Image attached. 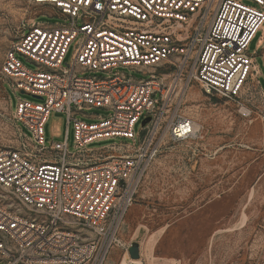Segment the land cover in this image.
Masks as SVG:
<instances>
[{
    "label": "built area",
    "instance_id": "1",
    "mask_svg": "<svg viewBox=\"0 0 264 264\" xmlns=\"http://www.w3.org/2000/svg\"><path fill=\"white\" fill-rule=\"evenodd\" d=\"M30 2L38 15L22 23L1 67L14 92L40 98L18 99L14 119L30 135L20 127L19 145L0 148V263L104 264L112 248L128 252L120 229L166 140L196 135L182 115L187 90L241 97L256 70L249 47L264 28V0ZM53 110L67 114L66 137L48 144ZM115 138L132 144L120 155L119 145L93 147Z\"/></svg>",
    "mask_w": 264,
    "mask_h": 264
},
{
    "label": "rangeland",
    "instance_id": "2",
    "mask_svg": "<svg viewBox=\"0 0 264 264\" xmlns=\"http://www.w3.org/2000/svg\"><path fill=\"white\" fill-rule=\"evenodd\" d=\"M30 0H0V148L21 141L13 109L18 99L1 72L5 54L24 21L38 15ZM40 22L62 25L64 19L40 15ZM77 43L66 57L72 61ZM256 55L255 72L239 99L209 95L196 83L186 92L182 115L195 123L196 135L183 142L166 140L145 174L135 202L128 209L120 238L125 246L141 247V264H264V28L249 47ZM24 64H36L20 57ZM135 77H144L134 73ZM89 114H106L92 109ZM88 122L91 120L83 118ZM142 123L136 126L140 132ZM67 114L53 110L46 125L47 142L66 137ZM73 146V128L68 134ZM132 144L107 139L93 147L119 145L112 155ZM128 255V259L125 258ZM130 263L129 252L114 247L104 264ZM2 264V263H0Z\"/></svg>",
    "mask_w": 264,
    "mask_h": 264
},
{
    "label": "water",
    "instance_id": "3",
    "mask_svg": "<svg viewBox=\"0 0 264 264\" xmlns=\"http://www.w3.org/2000/svg\"><path fill=\"white\" fill-rule=\"evenodd\" d=\"M35 98H40V97H36ZM150 119L147 118L143 121V125H145ZM128 252H129V255H130V258L133 259V260H137V259H140L141 257V253H140V245L139 243L137 242H134L130 245L129 249H128Z\"/></svg>",
    "mask_w": 264,
    "mask_h": 264
},
{
    "label": "bare ground",
    "instance_id": "4",
    "mask_svg": "<svg viewBox=\"0 0 264 264\" xmlns=\"http://www.w3.org/2000/svg\"><path fill=\"white\" fill-rule=\"evenodd\" d=\"M125 259H128V255H125V258L123 259V261H124ZM123 261H122V264H124ZM130 262H135V263H138V264H141V263H142L141 259L133 260V259H131V258H130ZM125 264H127V263H125Z\"/></svg>",
    "mask_w": 264,
    "mask_h": 264
}]
</instances>
